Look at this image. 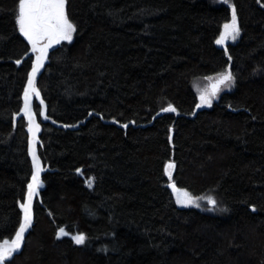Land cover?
<instances>
[{
    "label": "trees",
    "instance_id": "obj_1",
    "mask_svg": "<svg viewBox=\"0 0 264 264\" xmlns=\"http://www.w3.org/2000/svg\"><path fill=\"white\" fill-rule=\"evenodd\" d=\"M233 9L240 37L220 48ZM66 14L74 37L36 79L60 126L34 97L45 173L5 264H264V0H66ZM17 15L0 0V242L35 171L21 114L35 54ZM229 69L234 88L198 107L193 81ZM172 182L226 211L179 207Z\"/></svg>",
    "mask_w": 264,
    "mask_h": 264
},
{
    "label": "snow or ice",
    "instance_id": "obj_2",
    "mask_svg": "<svg viewBox=\"0 0 264 264\" xmlns=\"http://www.w3.org/2000/svg\"><path fill=\"white\" fill-rule=\"evenodd\" d=\"M66 0H18V15L17 24L20 33L28 40L32 46V51L38 53L36 62L33 66L32 72L28 77V85L24 90V114L29 120V131L33 133V146L31 149L33 156V164L35 171L32 176V183L28 185L27 201L21 204L23 210V222L20 224L18 231L15 234V239L9 244L7 241L3 245H0V264L5 262L13 255V253L21 247L23 242L24 233L30 227L32 222V198L37 193L39 186L40 162L36 156L35 151V135L39 130V125L35 123V118L31 112V97L35 94L39 96V91L35 87V76L39 69L43 66V61L47 57V52L53 44H58L62 40L71 41L72 34L75 32V26L69 21L66 11ZM239 27L237 23L235 9L232 12V19L230 23L224 25V32L220 38L216 41L217 44H223L226 39H235L239 35ZM46 41V42H45ZM210 80L212 78H209ZM233 80L230 71L220 73L215 82L210 85L208 89L200 94V105L211 106L212 100L217 96L221 90V85L228 86ZM164 111H176L175 108L169 106ZM124 127H127L125 125ZM175 165L169 163L165 169L169 179L172 178V173ZM91 181H89V186ZM170 187L174 192H177V203L184 206L195 205L196 199L192 198L187 192H180L176 188L175 183H172ZM202 199V198H201ZM208 203L215 206L216 201L209 197ZM59 236H66L68 233L64 229H60ZM72 239L76 244H83L85 236L83 234L74 235Z\"/></svg>",
    "mask_w": 264,
    "mask_h": 264
},
{
    "label": "rangeland",
    "instance_id": "obj_3",
    "mask_svg": "<svg viewBox=\"0 0 264 264\" xmlns=\"http://www.w3.org/2000/svg\"><path fill=\"white\" fill-rule=\"evenodd\" d=\"M224 1H226V0H224ZM227 4H229L233 8L232 3L230 1H227ZM65 11H66V6H65ZM73 37H74V32L72 34V39H73ZM239 37H240V31H239V35L235 39L228 38V40H229V42L234 43V42H236L238 40ZM72 39H71V41H72ZM62 41H67V40H62ZM67 42H69V41H67ZM35 54H38V53L35 52ZM217 76L218 75L210 77V78H212L211 80L209 78H198V79H195L193 81L192 85H193V88L196 90V92L198 94L199 101H200L201 92H203L206 89H208L210 87V85L215 82V78ZM233 88H234V79L229 83L228 86L221 85V90L218 92L217 96L212 100L211 106L203 105V107H206V108L213 107V105L216 102L217 98L223 92L232 90ZM173 133H174V130L171 129V141H172V138H173ZM179 190H180L181 193L182 192H187L192 198L196 199V203L199 204V207H196L195 205L184 206L182 204L177 203V195H178V193L176 192V193H174V198H175V201H176V203H177V205L179 207H182V208H198V209H201L203 211H211V212H218V213H220L221 211H223V212L226 211V207L224 205H220L218 203L216 197L213 194H207V195H203V196H194L190 192H188L187 190H184V189H179ZM209 197L213 198L216 201V205L215 206H213V205L208 203V198ZM85 242H86V238H85L84 243Z\"/></svg>",
    "mask_w": 264,
    "mask_h": 264
},
{
    "label": "water",
    "instance_id": "obj_4",
    "mask_svg": "<svg viewBox=\"0 0 264 264\" xmlns=\"http://www.w3.org/2000/svg\"><path fill=\"white\" fill-rule=\"evenodd\" d=\"M223 32H224V31H223ZM223 32H222V33H223ZM229 43H230L229 40L226 39L225 42H224L223 44H219V46H220V48H222L224 45H227V44H229ZM59 44H60V43H58V44H53L52 47H50V48L48 49L47 57H46V58L44 59V61H43V66H44V64L47 62L48 55H49L50 51H51L53 48H55L56 46H58ZM31 54H35V52H33L32 49H31ZM37 55H38V54H35V61H34V64H35V62H36V57H37ZM43 66H42V67H43ZM42 67H41V68H42ZM41 68L39 69V71L36 73V76H35V87H36V79H37V76H38V74H39ZM229 71H230V69H229ZM230 72H231V71H230ZM231 74H232V73H231ZM36 89L38 90L37 87H36ZM38 91H39V90H38ZM34 97H36L37 100L42 104V117H43V119H44V120H48V121H50V122H52V123L58 125L57 123H55L53 120H51V119L47 116V108H46V104H45L44 100L42 99V96H41V94H40V91H39V96H38V97H37L35 94H33L32 97H31V112H32V114H33V116H34V118H35V123L39 125V121H38L37 114H36V112H35V110H34V107H33V105H32V100H33ZM24 103H25V102H24ZM23 109H24V106H23ZM23 109H22L21 114H22V115H25ZM27 118H28V117H27ZM39 126H40V125H39ZM58 126H60V125H58ZM29 127H30V124H29ZM63 127L74 128V127H71V126H68V125L63 126ZM76 127H78V126H76ZM37 132H38V131H36V135H35V151H36V156L38 157L39 162H40V167H41V169H42V171L40 172V177H39V180H40V183H41V178H42V175L45 173V169H44V167H43L42 159H41L40 155L38 154V150H37V148H36ZM32 146H33V133L31 132V134H30V150L32 149ZM31 154H32V152H31ZM32 157H33V156H32ZM31 183H32V180H31ZM40 183H39V186H38V188H37V193H36V195H34L33 198H32V222H31L30 227H31V226L33 225V223H34V210H33V203H34L35 198H36L37 196L40 195ZM172 183H174V182H172ZM172 183H171V184H172ZM171 184H170V185H171ZM176 188H177V187H176ZM177 189H178V188H177ZM172 190H173V189H172ZM173 192H174V191H173ZM175 193H176V192H175ZM27 196H28V193H27ZM27 196H26V201H27ZM30 227H29V228H30ZM29 228H28V229L25 231V233H24L23 242H22L21 247H20L19 249L23 248L24 245H25V243H26V235H27V232H28ZM4 242H5V241H4ZM4 242H0V245H3ZM7 242L10 244L12 241H7ZM17 251H18V250H17ZM15 252H16V251H15Z\"/></svg>",
    "mask_w": 264,
    "mask_h": 264
},
{
    "label": "flooded vegetation",
    "instance_id": "obj_5",
    "mask_svg": "<svg viewBox=\"0 0 264 264\" xmlns=\"http://www.w3.org/2000/svg\"><path fill=\"white\" fill-rule=\"evenodd\" d=\"M46 42V41H45Z\"/></svg>",
    "mask_w": 264,
    "mask_h": 264
}]
</instances>
